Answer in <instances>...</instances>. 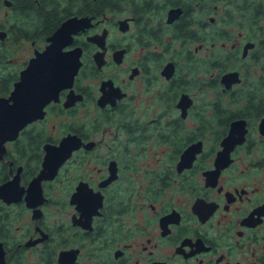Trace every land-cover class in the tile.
Listing matches in <instances>:
<instances>
[{
  "label": "flooded vegetation",
  "instance_id": "obj_1",
  "mask_svg": "<svg viewBox=\"0 0 264 264\" xmlns=\"http://www.w3.org/2000/svg\"><path fill=\"white\" fill-rule=\"evenodd\" d=\"M92 4L39 0L29 33L0 0L9 105L61 24L91 19L39 65V118L0 141V264H264V0Z\"/></svg>",
  "mask_w": 264,
  "mask_h": 264
},
{
  "label": "water",
  "instance_id": "obj_2",
  "mask_svg": "<svg viewBox=\"0 0 264 264\" xmlns=\"http://www.w3.org/2000/svg\"><path fill=\"white\" fill-rule=\"evenodd\" d=\"M90 20L88 17L68 18L61 24L53 36L49 38L51 43L47 46L46 50L42 54L35 52V55L29 59L26 68L21 71L20 80L14 84L11 95L13 104L9 105L7 99H0L1 142L16 138L19 130L39 118V65L41 63L46 64V59L51 61H56L59 58L62 59L64 56H61V50L66 44L62 42V37L65 35L69 36L67 37L69 41L71 34H78L91 26ZM3 34V32H0V37ZM106 34V30H103L102 35H95L93 37H105ZM99 40L103 42V38H99ZM100 41L97 42L99 43ZM102 42L99 44H102ZM80 54V49L76 48L70 52V55H66L67 60L70 59L68 68L71 78L79 68ZM97 58L98 55H95V59Z\"/></svg>",
  "mask_w": 264,
  "mask_h": 264
},
{
  "label": "rangeland",
  "instance_id": "obj_3",
  "mask_svg": "<svg viewBox=\"0 0 264 264\" xmlns=\"http://www.w3.org/2000/svg\"><path fill=\"white\" fill-rule=\"evenodd\" d=\"M4 11H6V8L5 7H2L0 9V23H3L5 20H4ZM30 16V15H29ZM28 16V17H29ZM26 17H23V16H20L19 14H12L11 16V20L9 21L11 24H18L20 25L22 22V24H24L26 26L27 29H30L28 30L29 33L30 32H34V28L36 27V24L38 25V22L37 20H33L31 19L30 17L25 19ZM18 19V20H17ZM36 23V24H35ZM33 24L34 27H33ZM111 37H114L113 41H118V37H119V34H115L113 33L111 35ZM33 49V46H31V40L28 39V41H25V42H21L17 45H14L12 47V55H13V63H12V66H17L21 61H23L24 59H26L28 56H30L31 54V51ZM192 93H194V95L196 96V101L197 103H200L199 100L201 98H203V95L199 93V90L197 89H192L191 90ZM204 96H206V98H209V97H212V93L209 91L208 93H205ZM140 97H144V95H141ZM147 106L145 107L144 111H147ZM149 114L147 112H140V116H144V117H147ZM192 118V117H191ZM192 125V119H188L185 123V126L188 128V127H191Z\"/></svg>",
  "mask_w": 264,
  "mask_h": 264
},
{
  "label": "trees",
  "instance_id": "obj_4",
  "mask_svg": "<svg viewBox=\"0 0 264 264\" xmlns=\"http://www.w3.org/2000/svg\"><path fill=\"white\" fill-rule=\"evenodd\" d=\"M92 2L93 4L91 7V13L93 15H99L104 10L107 4V0H92ZM19 3H21L22 7L25 8L19 10L20 16L26 17L25 19L30 17L33 20L34 19L37 20V22L39 21V0H19ZM26 38L34 39V37H26Z\"/></svg>",
  "mask_w": 264,
  "mask_h": 264
}]
</instances>
